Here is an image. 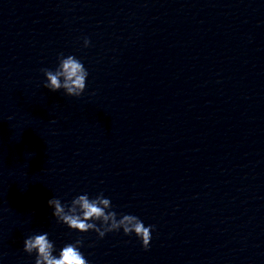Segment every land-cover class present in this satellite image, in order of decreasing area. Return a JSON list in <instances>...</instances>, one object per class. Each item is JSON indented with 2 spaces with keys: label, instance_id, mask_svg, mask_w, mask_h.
Listing matches in <instances>:
<instances>
[{
  "label": "clouds",
  "instance_id": "obj_1",
  "mask_svg": "<svg viewBox=\"0 0 264 264\" xmlns=\"http://www.w3.org/2000/svg\"><path fill=\"white\" fill-rule=\"evenodd\" d=\"M90 43L88 38H84V47L90 46ZM41 71L46 77L43 87L52 92L63 90L66 96L77 98L85 92L89 73L74 55L64 56L60 53L54 70L42 68ZM47 203L53 209L52 216L56 221L71 230L80 233L95 231L100 238L109 232L122 230L125 235L134 234L145 250L150 247L154 225L145 226L139 217L132 214H120L118 219V214L110 210L113 207L111 200L105 198L103 193L95 198L84 193L76 196L70 204L62 203L56 197ZM82 246L83 240L78 238L73 243L65 244L58 255H54L55 244L49 239V234L44 232L27 237L23 242V251L29 255L35 253L34 264H89L80 251Z\"/></svg>",
  "mask_w": 264,
  "mask_h": 264
}]
</instances>
